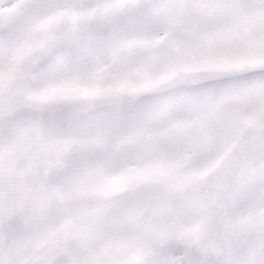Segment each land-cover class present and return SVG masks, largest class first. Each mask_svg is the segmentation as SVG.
I'll use <instances>...</instances> for the list:
<instances>
[{"label": "snow or ice", "instance_id": "6c2138e0", "mask_svg": "<svg viewBox=\"0 0 264 264\" xmlns=\"http://www.w3.org/2000/svg\"><path fill=\"white\" fill-rule=\"evenodd\" d=\"M0 264H264V0H0Z\"/></svg>", "mask_w": 264, "mask_h": 264}]
</instances>
